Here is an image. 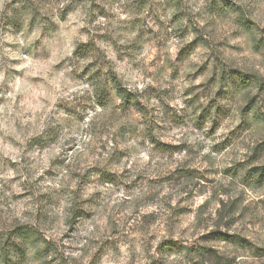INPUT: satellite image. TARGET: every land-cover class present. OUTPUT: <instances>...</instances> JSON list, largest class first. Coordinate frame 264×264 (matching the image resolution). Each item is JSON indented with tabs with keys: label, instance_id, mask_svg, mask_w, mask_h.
Masks as SVG:
<instances>
[{
	"label": "rangeland",
	"instance_id": "obj_1",
	"mask_svg": "<svg viewBox=\"0 0 264 264\" xmlns=\"http://www.w3.org/2000/svg\"><path fill=\"white\" fill-rule=\"evenodd\" d=\"M0 264H264V0H0Z\"/></svg>",
	"mask_w": 264,
	"mask_h": 264
},
{
	"label": "trees",
	"instance_id": "obj_2",
	"mask_svg": "<svg viewBox=\"0 0 264 264\" xmlns=\"http://www.w3.org/2000/svg\"><path fill=\"white\" fill-rule=\"evenodd\" d=\"M87 52H89L85 48H80L76 52L80 56H87ZM96 80H100L99 77ZM108 80L110 82V88L115 93L117 98L121 101L122 104H126L129 107L137 106L136 98L133 97L130 93H128L125 89L122 88L120 82L116 79V77L113 74H108ZM100 82V81H99ZM96 88H98V95L103 96L104 90L103 87L99 84H97Z\"/></svg>",
	"mask_w": 264,
	"mask_h": 264
}]
</instances>
